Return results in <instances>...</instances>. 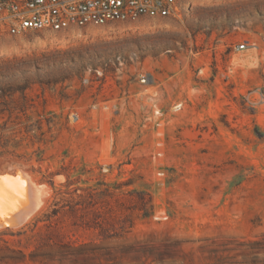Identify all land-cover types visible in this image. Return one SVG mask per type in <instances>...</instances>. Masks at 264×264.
<instances>
[{
	"label": "rangeland",
	"instance_id": "1",
	"mask_svg": "<svg viewBox=\"0 0 264 264\" xmlns=\"http://www.w3.org/2000/svg\"><path fill=\"white\" fill-rule=\"evenodd\" d=\"M0 177V264H264V0L0 29Z\"/></svg>",
	"mask_w": 264,
	"mask_h": 264
},
{
	"label": "built area",
	"instance_id": "2",
	"mask_svg": "<svg viewBox=\"0 0 264 264\" xmlns=\"http://www.w3.org/2000/svg\"><path fill=\"white\" fill-rule=\"evenodd\" d=\"M187 0H0V29L9 35L63 32L102 27L143 18L163 19L180 14ZM246 43L238 49H245ZM151 74L140 82L149 85ZM96 107V106H95ZM154 115L160 110L154 109ZM152 120L151 116L147 117ZM161 153H159L160 155Z\"/></svg>",
	"mask_w": 264,
	"mask_h": 264
},
{
	"label": "snow or ice",
	"instance_id": "3",
	"mask_svg": "<svg viewBox=\"0 0 264 264\" xmlns=\"http://www.w3.org/2000/svg\"><path fill=\"white\" fill-rule=\"evenodd\" d=\"M5 180H10V178H8V177H0V194H2V192H3V182ZM8 190H9L10 193L14 191V189L11 186H9Z\"/></svg>",
	"mask_w": 264,
	"mask_h": 264
},
{
	"label": "water",
	"instance_id": "4",
	"mask_svg": "<svg viewBox=\"0 0 264 264\" xmlns=\"http://www.w3.org/2000/svg\"><path fill=\"white\" fill-rule=\"evenodd\" d=\"M107 170H110V166L108 165L103 166V171H107Z\"/></svg>",
	"mask_w": 264,
	"mask_h": 264
},
{
	"label": "bare ground",
	"instance_id": "5",
	"mask_svg": "<svg viewBox=\"0 0 264 264\" xmlns=\"http://www.w3.org/2000/svg\"><path fill=\"white\" fill-rule=\"evenodd\" d=\"M35 200V199H34ZM19 201V200H18ZM38 206V205H37Z\"/></svg>",
	"mask_w": 264,
	"mask_h": 264
}]
</instances>
